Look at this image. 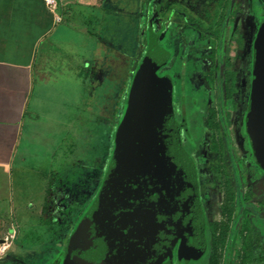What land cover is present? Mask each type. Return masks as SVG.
<instances>
[{
  "label": "rangeland",
  "instance_id": "1",
  "mask_svg": "<svg viewBox=\"0 0 264 264\" xmlns=\"http://www.w3.org/2000/svg\"><path fill=\"white\" fill-rule=\"evenodd\" d=\"M259 7L264 10V0H107L106 11L97 14L119 21L122 39L118 63L108 69L103 83L95 85L86 82L81 86L71 73L56 77L61 80L54 84V98L59 99L64 92L62 98L71 105L70 112L66 108L64 113L65 130L57 129L54 153L35 146L34 152L25 154V175L19 172L11 203L5 204L3 214L7 223H20L18 234H5L13 244L6 254H0V264H53L57 259L54 255L63 256V239L99 191L113 150V135L124 114L130 79L147 52L152 33H159L165 45L174 50L175 59L167 70L178 79L185 65L191 82L185 109L198 136L186 145L196 161L209 224L225 221V194L253 195L264 188V176L249 159L244 132L250 46L262 23ZM70 29L71 47L86 54L90 62L97 41L80 34L75 25ZM174 102L180 111L178 84ZM62 116L60 111L56 115L57 119ZM47 168L57 174V182L72 183V193L64 198L57 194L53 215L42 219L37 210L44 203L41 198L47 178L40 174ZM236 202H240L239 197ZM260 214L264 221V205ZM246 217L239 221L238 229ZM250 235L247 231L241 237L246 241Z\"/></svg>",
  "mask_w": 264,
  "mask_h": 264
},
{
  "label": "water",
  "instance_id": "2",
  "mask_svg": "<svg viewBox=\"0 0 264 264\" xmlns=\"http://www.w3.org/2000/svg\"><path fill=\"white\" fill-rule=\"evenodd\" d=\"M172 57L150 34L96 199L53 264H196L205 256L197 170L181 131L188 141L198 133L186 109L178 119L173 77L160 74ZM246 123L264 169V25L254 47Z\"/></svg>",
  "mask_w": 264,
  "mask_h": 264
},
{
  "label": "crops",
  "instance_id": "3",
  "mask_svg": "<svg viewBox=\"0 0 264 264\" xmlns=\"http://www.w3.org/2000/svg\"><path fill=\"white\" fill-rule=\"evenodd\" d=\"M54 1L57 9L51 11L45 0H0L1 255L13 244L10 240L5 241L9 239L5 234L11 231L18 234L20 223H7L3 214L5 204L11 203L13 183L19 172L25 175V154L34 152L35 146L45 153H54L57 129L65 130L64 113L66 108L70 112L71 105L62 98L64 92L59 99L54 98V84L59 79L56 77L71 73L81 86L86 82L90 85L103 83L102 78L108 76V69L115 62L118 63L120 54L119 21L110 19L109 15L99 17L97 14V11H106L107 0ZM72 25L80 28V34L98 43L96 50L99 53L97 55L95 50L90 62L86 54L84 56L71 47ZM122 43L125 48V42ZM72 62L79 65L72 66ZM59 111L63 116L57 119ZM40 175L47 178L41 198L44 203L37 210V217L43 219L53 215L57 194L64 198L72 193V183L68 180L57 182V174L48 168ZM54 241L60 246L57 240ZM10 256L13 258L14 255Z\"/></svg>",
  "mask_w": 264,
  "mask_h": 264
},
{
  "label": "flooded vegetation",
  "instance_id": "4",
  "mask_svg": "<svg viewBox=\"0 0 264 264\" xmlns=\"http://www.w3.org/2000/svg\"><path fill=\"white\" fill-rule=\"evenodd\" d=\"M260 24L257 26L258 28H256L250 46V60H249V68H248L249 91L247 93V98L245 101L244 132L247 138V144L249 148V155H250L249 159L251 163L256 167L259 174H262L264 176V169L258 163L257 157L254 153V149L250 141V135L247 134L248 127L246 123L248 110H249L250 96L252 91L254 47H255L257 35L261 29ZM163 47L173 52V57H174L175 55L174 50H170L167 46H163ZM172 59L169 65L164 70H167L168 67L171 65ZM164 70H162V75L169 74L167 72H163ZM174 94H175V87H174ZM174 107L178 119L181 120L183 116V113H181V109L183 111L185 108L181 106L180 111H178L177 107L175 106V102H174ZM181 135H182L183 146L194 160L196 167V161L194 159V156L187 149V145H186L187 142H191L192 140L188 141L184 136L183 131H181ZM198 185H199V181H198ZM238 197L240 202H236ZM199 202L202 208V212L204 214V222H205L206 238H207V251L202 261L196 264H205V263L206 264H264V221L263 218H261V214H260V210L264 205V188H260L253 195L250 194L247 195L236 192L225 194V198L223 199V203H222V215L225 216L224 222H212L209 224L207 220V211L202 199L200 185H199ZM244 215H247V217L241 223L240 229H238L237 225L239 221L242 220ZM247 231H249V234H251L250 236H248L249 238L247 237L248 242L247 240L246 241L243 240V237H241L244 233H247ZM238 238H240L239 239L240 248L236 250L235 245L238 241ZM252 238L254 240H252Z\"/></svg>",
  "mask_w": 264,
  "mask_h": 264
},
{
  "label": "trees",
  "instance_id": "5",
  "mask_svg": "<svg viewBox=\"0 0 264 264\" xmlns=\"http://www.w3.org/2000/svg\"><path fill=\"white\" fill-rule=\"evenodd\" d=\"M259 8H260V10H259L257 13H258V18H261V22H262V23L260 24V28H261V26L264 25V15H262L264 10H263V8H261V7H259ZM157 36L159 37V44H160L161 46H166V45H165V39H163V41H162V40L160 39V34H159V33L157 34ZM169 49H170V50H173L172 48H169ZM173 59H175V55H174ZM173 59H172V61H173ZM140 63H141V61H140ZM140 63H139V65H140ZM139 65H138L137 68L135 69V71H134V73H133V76L135 75V73H136V71H137ZM163 72H167V73H169L170 75L173 76V83H174V87H175V92H176V90H177V84H178V86H179V95H180V103H181V106L184 107V108L187 107V104H186V102H187V101H186V100H187V89L189 88L191 82H190V80L188 79V77H187V75H186V66L183 65V67L181 68L180 76H179L178 79H176V78L174 77V74H175V73H174L172 70H164ZM160 74L162 75V72H161ZM133 76H132V78L130 79V85H129L127 91H126V99H125V102H124V105H123V113H124V110H125V107H126V102H127L128 92H129V89H130V86H131V82H132ZM122 117H123V114H122L121 117L119 118V123H118V125L120 124V122H121V120H122ZM203 124H204V121H203ZM115 132H116V130H115ZM247 134H249V130H248V129H247ZM114 136H115V134L113 135V139H114ZM113 143H114V141H113ZM113 147H114V145H113ZM102 180H103V179H102ZM100 186H101V185H100ZM99 189H100V188H99ZM96 196H97V195H96ZM95 199H96V197H94V199L92 200V203L95 201ZM92 203H91V204H92ZM89 207H90V205H89ZM89 207L86 208V210L82 213V215H77V216H79V218H78V220L76 221L74 227L69 231V233H68V237H66L65 239H63V241H62V245L64 244V246H65V242L69 239L70 235L73 233V231L75 230V228L78 226L79 222L81 221V219L83 218L84 214L86 213V211H87V209H88ZM75 213H76V212H75ZM70 215H71V213H70ZM74 216H76V215H74ZM77 216H76V217H77ZM67 232H68V230L64 231L65 234H66ZM64 233H63V235H64ZM59 257H60V256H59ZM59 257H56V255H54L53 259L55 260V258H59Z\"/></svg>",
  "mask_w": 264,
  "mask_h": 264
},
{
  "label": "built area",
  "instance_id": "6",
  "mask_svg": "<svg viewBox=\"0 0 264 264\" xmlns=\"http://www.w3.org/2000/svg\"><path fill=\"white\" fill-rule=\"evenodd\" d=\"M45 3L47 5V7L51 10V11H55L57 9V4L54 0H45ZM57 22H60L61 19L60 18H56ZM6 242L9 241V239L5 240Z\"/></svg>",
  "mask_w": 264,
  "mask_h": 264
}]
</instances>
